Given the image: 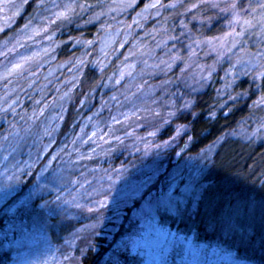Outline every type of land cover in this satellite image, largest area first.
<instances>
[{
  "label": "rangeland",
  "instance_id": "obj_1",
  "mask_svg": "<svg viewBox=\"0 0 264 264\" xmlns=\"http://www.w3.org/2000/svg\"><path fill=\"white\" fill-rule=\"evenodd\" d=\"M20 1L0 0V32L14 24ZM138 2L37 0L27 20L0 36V188L16 190V196L0 202V210L7 212L0 228V249L11 253L7 264H77L81 237L99 231L111 236L132 206L131 192L140 181L151 177L148 191H167L172 176L179 181L174 189L179 211L162 214L160 246L151 250V257L147 249L138 253L144 262L243 264L233 252L196 244L192 233L176 231L169 223L194 207L201 176L222 138L183 154L178 142L188 139L185 124H174L170 135L158 136L210 81L216 82L218 97L244 76L259 86L264 77V9L258 5L264 0H158L164 7L156 8L145 5L157 0H141L136 7ZM233 3L236 9L228 7ZM67 5L74 7L65 11ZM89 24L95 31L86 36L80 29ZM69 27L76 29L74 35H68ZM139 28L143 32L131 40ZM211 31L217 33L207 34ZM65 42L69 54L58 60ZM21 57L31 59L22 71L5 75ZM87 62L102 72L95 98L89 94L81 99L69 126L59 131L72 102L74 79ZM259 90L252 114L227 136L264 139V90ZM122 145L125 163L102 166L99 160ZM168 152L173 153L166 167ZM31 175L33 182L25 184ZM189 182L191 187L183 191ZM29 191L34 193L30 199L14 203ZM90 212L94 217L88 218ZM130 218L133 232L141 223L133 207Z\"/></svg>",
  "mask_w": 264,
  "mask_h": 264
},
{
  "label": "trees",
  "instance_id": "obj_2",
  "mask_svg": "<svg viewBox=\"0 0 264 264\" xmlns=\"http://www.w3.org/2000/svg\"><path fill=\"white\" fill-rule=\"evenodd\" d=\"M21 1V11L14 24L1 31L0 36L6 35L12 27L20 25L32 15L37 0ZM140 3L141 0L136 7ZM69 29L68 35H74L76 29L71 27ZM80 30H84L85 35L90 36L95 31V25L89 24ZM142 32V28H139L131 40L136 39ZM215 33L217 32L211 31L207 34ZM131 40H127L125 45L129 46ZM67 47L68 42H65L59 48L58 60L68 56ZM126 48L124 47L121 52ZM115 61H111L113 63L110 65L111 68ZM101 73L93 63L87 62L82 66L81 73L74 79L72 102L60 122L59 131L69 126L78 111L76 106L81 99L90 98L89 94L95 98ZM260 88L264 90V77L257 87L255 79L244 76L233 84L226 96L218 97L216 82L210 81L203 90L195 94L189 108L180 110L158 136L162 138L170 135L174 124H185L187 127L185 135L188 139L181 137V141L178 142L184 146L183 154L197 152L217 138H222L201 176L202 190L194 207L183 210L182 214L174 216L169 223L176 231L192 233V240L196 244L233 252L243 264H264V139L258 142L245 141L227 136V132L237 128L252 114V103ZM25 93L27 96L30 94ZM222 99L226 100L222 102ZM96 103L95 99L90 105L93 107ZM76 126L77 124L74 127ZM172 153L168 152L166 155L164 162L166 167L171 163ZM126 154L127 150L122 145L120 149L108 152L99 161L102 166H110L117 161L125 163ZM34 176L28 177L25 184L32 183ZM135 201L136 197L132 206L126 207L124 218L111 236L99 231L81 237L80 246L83 251L77 264H112L111 257L117 253L119 242L126 237L132 227L130 210L138 204ZM6 213L5 209L0 210V228L6 221ZM95 214L90 212L88 218L94 217ZM126 221L129 224H125ZM71 222L72 220L61 222L58 227L64 228ZM134 255L137 264H146L138 253ZM10 259V250L1 248L0 264H7Z\"/></svg>",
  "mask_w": 264,
  "mask_h": 264
},
{
  "label": "snow or ice",
  "instance_id": "obj_3",
  "mask_svg": "<svg viewBox=\"0 0 264 264\" xmlns=\"http://www.w3.org/2000/svg\"><path fill=\"white\" fill-rule=\"evenodd\" d=\"M175 4H170L169 7H175ZM74 5L65 6V11H70ZM83 7V5H81ZM164 7V5L159 4L158 0L155 4H146L145 8H156ZM191 8L195 9L196 4L190 5ZM216 7V5H213ZM228 7L236 9V4H231ZM259 8L264 9V4L258 5ZM228 8L222 9V11H227ZM187 11V9H185ZM242 11V9H241ZM59 15H63L60 13ZM261 21L264 22V15L261 16ZM249 23V21H245ZM186 27V25H181ZM227 35V33L225 34ZM174 39V38H173ZM213 38H209L211 40ZM85 44H90L91 41H85ZM196 43H200L199 40ZM192 44V41H189ZM174 59L176 57H173ZM31 59L30 57H21L19 62L12 64L10 69L5 71V75H12L16 71H22L26 61ZM82 61L77 60V63ZM29 75H34V73H29ZM181 107H187V105H181ZM174 114V113H173ZM264 127V124L261 125ZM179 131V129H178ZM48 134V133H46ZM50 135V134H49ZM149 135H154V133H149ZM167 144V141L164 142ZM159 147V145L157 146ZM159 169H156L158 173ZM11 179V177H9ZM151 182V177H145L144 180L140 181L132 190L131 195L136 197V201L139 203V207H133V215L140 218L139 228L131 233H127L125 238L119 242L117 253L111 257L112 264H137L136 257L134 254L141 253L144 254V249H147V254L151 257V250L154 247L160 246V236L163 233V229L159 227V220L162 218V214H171L179 211V204L177 202L178 198L174 196V189L179 186V181L176 176L170 178L167 191L161 187L157 191H148L149 184ZM191 187V182L184 185L183 191H188ZM146 193V195H145ZM33 192L29 191L22 197H18L14 203L18 202L23 204L28 199L33 196ZM16 196V190L10 187L0 188V202L5 201L8 197ZM134 202V203H135ZM79 207V205H77ZM91 211V209H89Z\"/></svg>",
  "mask_w": 264,
  "mask_h": 264
}]
</instances>
